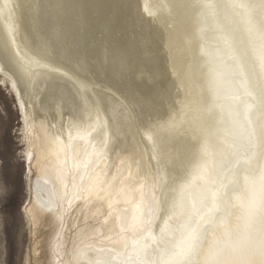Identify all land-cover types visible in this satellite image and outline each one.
<instances>
[{
  "label": "bare ground",
  "instance_id": "bare-ground-1",
  "mask_svg": "<svg viewBox=\"0 0 264 264\" xmlns=\"http://www.w3.org/2000/svg\"><path fill=\"white\" fill-rule=\"evenodd\" d=\"M0 76L32 264H172L192 228L202 264L264 211V0H0Z\"/></svg>",
  "mask_w": 264,
  "mask_h": 264
},
{
  "label": "rangeland",
  "instance_id": "rangeland-1",
  "mask_svg": "<svg viewBox=\"0 0 264 264\" xmlns=\"http://www.w3.org/2000/svg\"><path fill=\"white\" fill-rule=\"evenodd\" d=\"M13 98L3 85L0 88V114L3 115L0 119V183L5 181L12 190L0 203L3 210L0 212V264H32V227L24 214L29 201L25 164L21 159L25 143L16 134L21 118ZM27 255L30 263L26 262Z\"/></svg>",
  "mask_w": 264,
  "mask_h": 264
},
{
  "label": "clouds",
  "instance_id": "clouds-1",
  "mask_svg": "<svg viewBox=\"0 0 264 264\" xmlns=\"http://www.w3.org/2000/svg\"><path fill=\"white\" fill-rule=\"evenodd\" d=\"M202 264H264V211L252 229L214 239Z\"/></svg>",
  "mask_w": 264,
  "mask_h": 264
},
{
  "label": "snow or ice",
  "instance_id": "snow-or-ice-1",
  "mask_svg": "<svg viewBox=\"0 0 264 264\" xmlns=\"http://www.w3.org/2000/svg\"><path fill=\"white\" fill-rule=\"evenodd\" d=\"M32 63L37 64L41 67H46V65H40L38 61H32ZM8 82L5 81V85H7ZM19 86V85H17ZM3 85H0V88H2ZM10 91H12V88H9ZM23 91V89H21ZM13 96L15 97V93L13 92ZM3 118V115L0 114V119ZM26 121H22L21 125L18 126L16 130V134L20 137V140L23 142L26 137V127H25ZM27 158V154H25L21 159ZM11 186L6 183L5 181L0 183V203H3L7 197L8 194L11 192ZM0 212H3L2 209H0ZM191 222V216L189 215L188 219L185 222V227ZM145 223L150 227L151 225V219L145 221ZM161 234L163 235L167 231V222H165L164 226L160 229ZM197 242V231L195 228H192L188 232V252L187 253H172L170 256V260L172 264H186L187 260H185V256L188 254H191L194 252Z\"/></svg>",
  "mask_w": 264,
  "mask_h": 264
}]
</instances>
